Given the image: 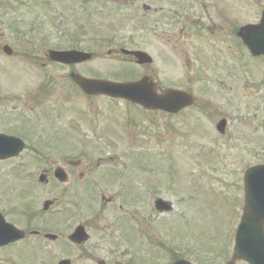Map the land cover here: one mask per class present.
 <instances>
[{
	"label": "rangeland",
	"instance_id": "1",
	"mask_svg": "<svg viewBox=\"0 0 264 264\" xmlns=\"http://www.w3.org/2000/svg\"><path fill=\"white\" fill-rule=\"evenodd\" d=\"M25 1L26 6L10 16L18 25L16 38L21 39L7 31L0 33L18 58L15 63L0 64L6 66L0 70V98L24 97L30 90L33 95L41 79L38 75L54 82L64 77L66 82L71 71L123 82L149 75L163 89L190 91L195 97L193 107L172 116H148L105 98L86 105L82 101L79 104L91 114L92 126L109 127L105 139L95 140L93 132L85 134L82 121L74 120L77 137L73 141L65 128H53L59 124L50 122L41 134L43 139L28 144L25 157L16 161L17 171L2 173L9 165L0 163V207L12 206L13 215L30 205L33 212L24 214L32 217L44 214L45 201L59 199L50 213L55 220L66 223L63 219L74 215V222L89 232L90 241L82 251L62 244L47 253L33 248L39 252L35 261L69 258L75 264H172L183 258L193 264L228 262L244 205L245 170L264 165V58L250 56L237 31L260 22L264 0H70L67 4V0H47L48 10L36 0L31 10V0ZM198 2L204 11L194 5ZM144 5L152 8L147 18L140 15ZM154 8L168 15L159 30ZM184 15L190 21L200 19L199 23L191 27ZM170 22L176 27L167 29ZM30 24L43 27L33 33ZM65 33L71 37L63 38ZM77 33L80 40L75 44L80 50H93L96 57L71 69L41 68L48 63L47 53L25 42L33 38L53 47L58 42L70 47L68 42ZM104 37L133 42L131 48L151 55L153 64L139 67L122 62L118 54L108 56L115 48L98 45ZM61 96L58 90L43 101L46 116L52 114L51 105L60 104ZM76 101L80 100L74 97L71 105H77ZM69 114L74 117L75 112ZM222 119L227 121L224 134L216 129ZM41 124L44 129V121ZM82 135L87 143H82ZM85 157L91 160L87 169L91 171L74 190L31 187L38 184L29 182L34 171L54 164L65 167L67 159ZM23 168L34 170L33 177L21 172ZM94 181L95 187L90 188L89 182ZM158 197L171 201L174 210L156 213Z\"/></svg>",
	"mask_w": 264,
	"mask_h": 264
},
{
	"label": "flooded vegetation",
	"instance_id": "2",
	"mask_svg": "<svg viewBox=\"0 0 264 264\" xmlns=\"http://www.w3.org/2000/svg\"><path fill=\"white\" fill-rule=\"evenodd\" d=\"M26 2L27 1L25 0H0V33L2 31H7L8 35H12L13 38H16L15 29L18 25L14 24L11 21L10 16L13 13L19 11L17 9H21L22 7L26 6ZM194 5H199L202 8L201 2H198ZM154 14V18H156L158 21H161L160 16H164L163 10L161 8H155ZM42 25L43 24H30L28 25V28L31 30V32L37 33V30L42 29ZM174 27H176V24H172L170 22V24H168L167 29ZM5 37L6 36L4 35V33L0 34V64L5 63L8 65L10 63H15L17 56L16 52L14 51V47L11 46L12 44L9 41L4 40ZM19 38L20 37H18V39ZM40 41V45L45 46L47 43L46 40ZM7 47L13 48V51L11 50L13 52L12 55L8 54L9 50L6 49ZM46 58L49 59L48 56H46ZM124 61L133 62V58H125ZM47 65L48 64H43L41 66L42 68H45ZM51 65L57 64L52 63ZM5 67L6 66H0V70H5ZM53 85L54 83L50 77V80L45 79L44 81H41L39 83V88L37 89V91L34 92L33 98L32 95H30L29 93L31 90L29 92L27 91L24 97H20V95L16 96L14 94H11L10 96L7 95L1 97L0 133L5 134L7 136L21 138L22 141H24L26 144L37 142L38 140H40V133L42 134L41 121H43V118H45L46 116L45 109L43 108L41 101L43 100V97L47 94L48 90H53ZM59 113L60 112L57 110L53 111V114H56V116H59ZM62 117L63 116H61L60 118ZM17 159L19 158L3 161L0 163L12 164ZM89 165L90 161L87 160L83 161V164L80 168H77L75 170L72 168H68V170L72 169L73 171L77 172V174L74 173V175L67 170L69 181L66 184H61L60 182H57V180L54 178V169L49 170L48 168H41L34 171L28 168H23L21 169V172L23 171V173L25 174L28 173V176L32 177V171L35 172L34 177L29 179L30 182L36 181L37 178L39 180V176L42 174L47 175L49 180L48 184L42 185L40 183H32L31 187H35L36 185L38 187H43V189L62 188L69 191V189L74 190L80 182H85L87 176L91 171L87 170ZM82 168L86 169L83 170ZM9 170H11V168H9ZM84 174H86V178L80 179V177H82V175ZM74 177L77 179L76 181L73 180ZM59 202H61L59 199L54 200V206L56 204H59ZM29 206L30 205H25V207L23 208H30ZM11 207L12 206L8 205L0 207V213L2 214V217H0V264H59L60 261L69 258H56L52 263H47L46 259L45 262H36V256H38L39 252H33L32 249L34 248L36 250L42 251H44L45 249L47 253L48 249H51V247L62 244L68 248H71L73 251L77 250L79 252L82 251L83 247L90 241L89 239V241H87L86 243L78 245L70 240V235L79 226V223L74 222L75 216L65 217V219L63 220H66V223H62L58 220H55L56 218L53 215L48 216L46 215V213L38 216L34 215L32 217L27 216L25 214H28L30 212H27L26 209V211L20 210L23 213H16L12 215L11 210L12 212L15 211L11 209ZM5 223H7V225L14 226V228L22 232V234L24 235L22 236L23 238L17 241L8 242L9 240H7V235L14 237L16 234L19 233H17V231H15L13 227H7ZM71 261V264H75L73 260ZM99 264L105 263L99 262Z\"/></svg>",
	"mask_w": 264,
	"mask_h": 264
},
{
	"label": "water",
	"instance_id": "3",
	"mask_svg": "<svg viewBox=\"0 0 264 264\" xmlns=\"http://www.w3.org/2000/svg\"><path fill=\"white\" fill-rule=\"evenodd\" d=\"M255 56L264 55V13L258 26H246L238 34ZM135 55L139 63L146 64L152 59L140 52H127ZM91 58V54L83 53H55L53 59L65 64L79 63ZM74 81L89 95H107L114 98H124L146 109L163 110L167 113H178L182 109L194 104L191 93L177 90L163 91L157 95V85L151 78H144L134 83H114L104 80H89L72 74ZM227 121L221 120L217 125L218 132L224 133ZM6 140H0V159L12 157L21 152L24 144L17 142V147L8 146ZM245 206L239 227L235 236V248L232 260L228 264L245 261L248 264H264V166L251 167L245 172ZM155 206L158 212H171L170 203L157 199ZM83 229H79L74 239L84 238ZM18 239V238H16ZM15 239V240H16ZM175 264H191L179 260Z\"/></svg>",
	"mask_w": 264,
	"mask_h": 264
}]
</instances>
